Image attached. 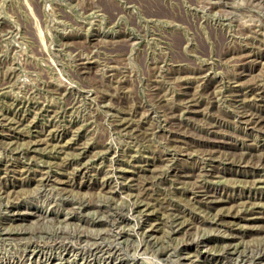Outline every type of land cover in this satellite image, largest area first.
Wrapping results in <instances>:
<instances>
[{"label":"rangeland","instance_id":"obj_1","mask_svg":"<svg viewBox=\"0 0 264 264\" xmlns=\"http://www.w3.org/2000/svg\"><path fill=\"white\" fill-rule=\"evenodd\" d=\"M0 264H264V0H0Z\"/></svg>","mask_w":264,"mask_h":264},{"label":"bare ground","instance_id":"obj_2","mask_svg":"<svg viewBox=\"0 0 264 264\" xmlns=\"http://www.w3.org/2000/svg\"><path fill=\"white\" fill-rule=\"evenodd\" d=\"M100 246V245H99ZM96 248V247H95ZM65 249V248H64ZM68 249V248H67ZM112 251V250H111ZM77 253V252H76ZM107 253V252H106ZM110 253V252H109ZM109 253H107V254H109ZM112 253V252H111ZM73 255V254H72ZM88 255H90V254H88ZM87 255V256H88ZM48 256V255H47ZM98 256V255H97ZM106 256V255H105ZM95 258V257H94ZM105 258V257H104ZM109 258V257H108ZM90 260V259H89ZM106 260V259H105ZM108 261V260H107ZM86 262H87V260H86ZM121 262V261H120Z\"/></svg>","mask_w":264,"mask_h":264}]
</instances>
